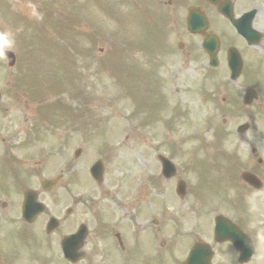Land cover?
<instances>
[{
  "label": "flooded vegetation",
  "instance_id": "obj_1",
  "mask_svg": "<svg viewBox=\"0 0 264 264\" xmlns=\"http://www.w3.org/2000/svg\"><path fill=\"white\" fill-rule=\"evenodd\" d=\"M159 1L162 3L156 5L158 17L170 22L167 31L171 33V50L176 48L187 64L197 63L194 56L199 52L208 61L202 44L215 36L219 41L218 59L223 63L224 78L229 83L232 76L228 67L230 49H236L242 59V72L236 82L238 88L226 89L223 102L230 114L238 107L245 108L238 120L247 126L239 135L240 129L235 128L236 136L225 143L226 153L233 159H241L239 163H226L225 171L229 174L230 188L240 193L241 209L233 221L255 242V254L259 253L262 251V238H258L261 227L248 213L258 211L264 217V0ZM219 8L228 16L222 15ZM191 9L208 21L202 35L188 32ZM250 14L249 18L241 20L238 32L237 20ZM250 90L253 92L246 98ZM5 112V106L0 105V264H73L64 258L61 244L65 238L78 233L81 243L77 239L69 241L70 249L77 248L76 254L82 258L75 264L166 262L165 251L156 248L153 253L145 252V239L132 232L130 223L126 225L123 219L118 223L114 210L103 205L104 194L99 199L74 195L82 185L86 191V186L80 184L83 181L80 175L72 184L69 140L65 141L64 153L57 161L52 152L43 151L34 159L32 143L25 142L26 136L36 140L34 131L19 123H16L18 130H13ZM57 167L59 173L55 172ZM243 175L250 181L243 179ZM157 176L154 186L160 188L159 170ZM91 195L88 191L89 198ZM198 229L203 236L195 243L203 240L211 248L215 254L212 263L221 251L237 257L238 252L230 243L216 244L213 238L211 240V230L201 226ZM222 262L218 260L216 264Z\"/></svg>",
  "mask_w": 264,
  "mask_h": 264
},
{
  "label": "rangeland",
  "instance_id": "obj_2",
  "mask_svg": "<svg viewBox=\"0 0 264 264\" xmlns=\"http://www.w3.org/2000/svg\"><path fill=\"white\" fill-rule=\"evenodd\" d=\"M83 1H86L85 9L82 6ZM67 2L70 8H75L76 12L81 7L80 16L76 17L74 12L71 11L68 16L54 17L51 25L56 38L50 40V33L46 32L44 43L47 45L44 48L41 47L42 39L41 33H39L37 39H35L36 44L34 41L30 43L31 53L27 55L28 58L25 56L26 52L24 51L25 54H23L20 63L21 69L22 66L25 69L27 64L28 69L26 72L31 74L32 77L36 76L31 79V81L34 80L31 87V101L39 106V111H41V108L46 111L47 106L51 105L49 110L58 112V105H61V109L72 110L78 120L86 122L87 130L91 132L86 136L87 164L102 155L99 152L90 150V147L95 148L103 141L100 138L103 136L102 132L105 134L114 132V144L110 140L114 146V158L109 165L107 183L114 185V210L118 209L120 211L118 214L123 216L124 210L117 208V205L127 207L134 204L137 208L141 202L138 200H142L143 196L146 199L149 193L153 194V192H150L149 187L146 192V187L144 188L143 185L148 179L149 173L146 168V157L148 158L147 162H151L150 170L153 171L156 168L154 154L151 152L150 147L155 146L158 141L155 142L152 139L147 144L146 157L143 154L145 153L143 144L161 134L163 123L169 117L168 111H166L167 95L144 97L142 91L143 88H146L148 91L152 90L154 94L160 93L164 89V80L160 77V69L152 67L153 63L151 62L147 63L150 77L145 78L136 69L134 73H131L127 69L126 63L128 61L126 60L121 61L120 66L119 64L114 65V57L127 59L131 53L135 58L138 57L133 50L129 49L126 40L123 41V36L125 35L128 40L130 36L132 43L139 47V44H136L138 39L133 34V28L135 31H139L143 25L142 22L134 19L133 28H128L132 30L119 29V26H122V21L130 22V17L127 12L120 16V20L114 18V0H76L72 4L69 0ZM114 25H117V28H114ZM6 33L0 39L5 42V45L11 44L10 39L17 43V37L12 32ZM26 36L33 37L32 34ZM56 40H59V42L56 43ZM60 42L62 43L59 44ZM57 45L61 47L57 48ZM42 60L47 64H42L40 62ZM77 60L82 65L80 71L75 68L76 63H78ZM148 60L152 61L150 58ZM205 63V61L199 59L196 73L188 71L182 74L179 66L184 65V61H174L169 66L171 71H175L173 87L182 90L180 96L178 95L179 100L188 101L185 105L186 110L181 108L185 118L179 124L178 136L187 138L189 141L196 138L198 134H203L206 127L207 104L199 101L202 97L200 89H206L204 81L201 79L204 70L207 68ZM195 66L196 64H192L189 65V68L192 69ZM49 73L51 77L47 76ZM44 74H47L45 81L48 84L46 88L49 96L46 97V100H57L56 105L51 102L45 107L42 105L43 98L37 92L41 86L37 75ZM218 84H220V88L223 87V81ZM207 87L210 89L218 86ZM188 88L196 90L192 93L193 95L196 94L194 101L190 100L189 94L186 95L185 93V89ZM89 94H93L94 97ZM38 100L41 101V105ZM132 101L139 104L142 109L141 119L146 122L145 128L138 126L142 120L135 118L132 114L134 108L131 106ZM32 102L29 101V108L32 107ZM89 102L92 104L88 105ZM81 103H85V105ZM58 116L57 113L53 117L55 123L48 122L50 118L48 115L46 119L54 138H57V134L63 127L57 124ZM74 119L72 117L71 120ZM172 121L176 122L177 119L173 118ZM94 122L98 125H93ZM93 126H100L103 129L95 132ZM172 126V130L168 135L172 137L173 141H176L175 131H177V126L175 123ZM93 136L94 138H92ZM76 147H79V144L74 145V148ZM177 199L173 188L170 184H167L164 190V200L167 202L168 214L173 215L175 213ZM180 211L187 213L188 217H192L186 206ZM186 220L190 222L191 219L186 218ZM176 223H184V219L177 220ZM172 231V228H168L169 234ZM142 235L148 239L150 233L145 232ZM185 243H187L186 239L179 240L173 245L172 253H178ZM154 249V245L150 248L146 244L144 251L150 253ZM172 261L171 257L166 256V262L163 264H172Z\"/></svg>",
  "mask_w": 264,
  "mask_h": 264
}]
</instances>
